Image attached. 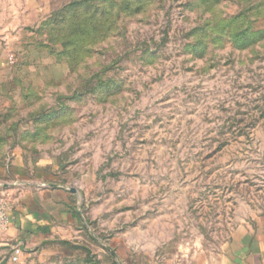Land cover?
Here are the masks:
<instances>
[{"label":"rangeland","instance_id":"1","mask_svg":"<svg viewBox=\"0 0 264 264\" xmlns=\"http://www.w3.org/2000/svg\"><path fill=\"white\" fill-rule=\"evenodd\" d=\"M19 162L84 223L0 264L216 254L264 218V0H0V166Z\"/></svg>","mask_w":264,"mask_h":264},{"label":"crops","instance_id":"2","mask_svg":"<svg viewBox=\"0 0 264 264\" xmlns=\"http://www.w3.org/2000/svg\"><path fill=\"white\" fill-rule=\"evenodd\" d=\"M0 189L9 203V223L0 229L4 246L28 250L69 239L84 223L78 215L80 209L73 204L74 191L51 181L39 164L19 162L10 171L1 165ZM165 264H264V218L247 221L216 254L198 251Z\"/></svg>","mask_w":264,"mask_h":264},{"label":"built area","instance_id":"3","mask_svg":"<svg viewBox=\"0 0 264 264\" xmlns=\"http://www.w3.org/2000/svg\"><path fill=\"white\" fill-rule=\"evenodd\" d=\"M9 220L8 205L6 200L0 198V226H4Z\"/></svg>","mask_w":264,"mask_h":264},{"label":"water","instance_id":"4","mask_svg":"<svg viewBox=\"0 0 264 264\" xmlns=\"http://www.w3.org/2000/svg\"><path fill=\"white\" fill-rule=\"evenodd\" d=\"M72 191H75L74 189H72Z\"/></svg>","mask_w":264,"mask_h":264}]
</instances>
